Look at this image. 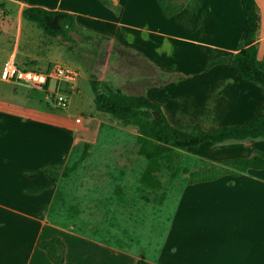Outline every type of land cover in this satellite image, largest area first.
Returning <instances> with one entry per match:
<instances>
[{
    "label": "crops",
    "instance_id": "crops-1",
    "mask_svg": "<svg viewBox=\"0 0 264 264\" xmlns=\"http://www.w3.org/2000/svg\"><path fill=\"white\" fill-rule=\"evenodd\" d=\"M109 1L111 5L101 0H0L20 20L36 25L42 32L36 22L22 17L25 7L73 13L75 25L68 33L70 39L64 40L70 41L73 29L82 27L139 52L160 70L171 71L175 80L150 85L143 96L159 103L173 125L199 123L210 129L243 124L264 114L261 86L242 78L233 64L219 63L204 70L208 59L236 52L245 23L239 0H185L184 7L170 17L164 16L157 0ZM255 1L260 11L257 57L263 59L264 0ZM163 40L170 45H163ZM188 49L192 52L187 54ZM169 54L174 64L168 68L163 62ZM8 58L35 67L11 54L4 59L1 71ZM188 81L193 86L186 88L189 107L179 109L186 101L181 88ZM194 104L196 107L191 106ZM0 107L7 108L4 104ZM8 109L0 110V264H56L39 246L42 240L52 237L64 243L61 264H136L140 257L155 264H264V217H258V210L264 207V168H250L238 175L225 173L185 185L158 250L150 256L146 251L107 244L44 216L42 207L51 203L54 183L41 168L66 162L78 128L64 120L67 124L56 127L65 134L64 146L47 147L45 154L38 155L36 140L18 133L20 126L36 121ZM202 146L212 148L215 161H223L250 156L254 150L264 152V136L228 139L214 145L204 142ZM36 188L41 190L27 192Z\"/></svg>",
    "mask_w": 264,
    "mask_h": 264
},
{
    "label": "rangeland",
    "instance_id": "rangeland-1",
    "mask_svg": "<svg viewBox=\"0 0 264 264\" xmlns=\"http://www.w3.org/2000/svg\"><path fill=\"white\" fill-rule=\"evenodd\" d=\"M161 42L165 46L171 43ZM11 54L25 65L47 69L63 64L79 71L76 92L70 96L67 107H59L47 99L52 86L44 91L0 79V105L7 106L0 110L10 111L11 107L21 117L36 121L20 126L18 133L36 140L38 155L45 154L47 147L64 146L65 134L56 129L60 124H67L64 120L78 128L69 157L62 164L75 167L66 176H58L53 184L52 201L43 210L44 216L60 226L107 239L122 248L154 254L182 188L211 166L219 169L221 165L211 157L209 146L175 150L172 160L160 161L153 172L161 185L143 187L138 180L145 163L138 154L137 121L150 118L140 115L119 119L97 112L91 84L96 82L100 92L143 96L148 86L168 83L176 75L168 69H158L139 52L82 27L73 29L70 41L47 36L36 25L20 20L11 7L0 2V73L4 59ZM163 63L169 68L174 64L173 56H166ZM188 82L180 90L186 95V101L179 109L189 107L190 95L186 88L193 86ZM167 92L168 88L164 95ZM228 169L231 174L234 172ZM258 217H264V207L258 210Z\"/></svg>",
    "mask_w": 264,
    "mask_h": 264
},
{
    "label": "trees",
    "instance_id": "trees-1",
    "mask_svg": "<svg viewBox=\"0 0 264 264\" xmlns=\"http://www.w3.org/2000/svg\"><path fill=\"white\" fill-rule=\"evenodd\" d=\"M101 1L106 5H111L109 0ZM239 1L245 15V23L236 52L208 59L204 70L207 71L215 64L231 63L236 67L242 78L259 84L264 92V58L258 59L257 57L259 44L257 37L260 28L259 7L255 0ZM157 2L165 17L172 16L185 5V0H181L179 3H176V0H157ZM22 17L36 22L45 34L49 36L60 35L66 40L70 39L68 33L75 25V15L73 13L40 6L25 7L22 10ZM91 87L94 92L96 110L108 113L119 119H132L140 115L150 118L149 121H137L139 127V134L136 138L139 145L138 154L145 163L138 180L143 187L156 188L161 185L153 172L158 169L160 161H171L175 150L197 149L204 142L214 145L228 139L242 140L249 137L264 136V114L254 117L243 124L224 125L210 129L202 128L199 123L173 125L165 118L160 104L157 102L150 101L144 96L125 95L118 91L100 92L96 82H93ZM153 111L159 114L158 118L155 117ZM218 163L222 168L217 169L216 166H211L189 183L212 180L225 173H231L226 168L227 166L234 170L232 173L234 175L246 172L250 168H264V152L254 150L250 156L232 158L219 161ZM73 167H75L74 164L70 166L50 164L44 165L41 170L52 183H56L58 176H66ZM40 190V188H36L27 192L37 193ZM45 208L46 206L42 207V210ZM100 240L107 244H112L107 239ZM39 246L46 250L49 258L54 263L61 264L64 261V243L59 237L42 240ZM136 264L155 263L140 257Z\"/></svg>",
    "mask_w": 264,
    "mask_h": 264
},
{
    "label": "built area",
    "instance_id": "built-area-1",
    "mask_svg": "<svg viewBox=\"0 0 264 264\" xmlns=\"http://www.w3.org/2000/svg\"><path fill=\"white\" fill-rule=\"evenodd\" d=\"M0 77L6 81L23 83L32 88H41L44 91L52 86L53 90L48 92L47 99L59 107H67L70 96L76 92L79 73L76 69L62 64H56L43 70L19 65L13 58H8Z\"/></svg>",
    "mask_w": 264,
    "mask_h": 264
},
{
    "label": "water",
    "instance_id": "water-1",
    "mask_svg": "<svg viewBox=\"0 0 264 264\" xmlns=\"http://www.w3.org/2000/svg\"><path fill=\"white\" fill-rule=\"evenodd\" d=\"M153 114L155 115V117H156V118H158V117H159V114H158V113H156V111H153Z\"/></svg>",
    "mask_w": 264,
    "mask_h": 264
}]
</instances>
